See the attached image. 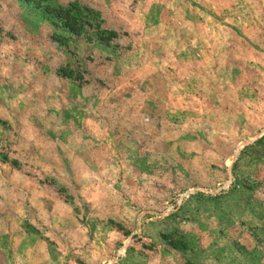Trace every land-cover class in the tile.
I'll list each match as a JSON object with an SVG mask.
<instances>
[{"label":"rangeland","instance_id":"rangeland-1","mask_svg":"<svg viewBox=\"0 0 264 264\" xmlns=\"http://www.w3.org/2000/svg\"><path fill=\"white\" fill-rule=\"evenodd\" d=\"M0 264H264V0H0Z\"/></svg>","mask_w":264,"mask_h":264}]
</instances>
